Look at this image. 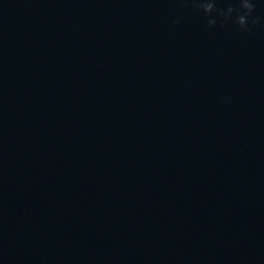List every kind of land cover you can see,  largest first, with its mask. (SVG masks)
Instances as JSON below:
<instances>
[{
  "label": "water",
  "instance_id": "obj_1",
  "mask_svg": "<svg viewBox=\"0 0 264 264\" xmlns=\"http://www.w3.org/2000/svg\"><path fill=\"white\" fill-rule=\"evenodd\" d=\"M250 2L0 0V264H264Z\"/></svg>",
  "mask_w": 264,
  "mask_h": 264
},
{
  "label": "clouds",
  "instance_id": "obj_2",
  "mask_svg": "<svg viewBox=\"0 0 264 264\" xmlns=\"http://www.w3.org/2000/svg\"><path fill=\"white\" fill-rule=\"evenodd\" d=\"M195 8L202 10L205 16L210 17L208 19V25L213 26L216 24V19L212 17V13H217L219 16L223 17L224 22L226 23L230 18L231 14L235 11L237 12V17L235 23L241 28L246 30L248 25V16L254 10V4L250 2V0H240V7L233 8L228 7L225 11L224 9H218L216 7V0H192ZM240 9L246 10L243 14H240ZM258 18L253 19L252 23H258ZM173 23H177V21H173Z\"/></svg>",
  "mask_w": 264,
  "mask_h": 264
}]
</instances>
